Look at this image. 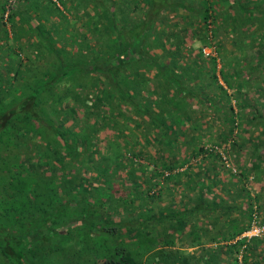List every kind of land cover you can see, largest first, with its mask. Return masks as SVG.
Masks as SVG:
<instances>
[{
	"label": "trees",
	"instance_id": "1",
	"mask_svg": "<svg viewBox=\"0 0 264 264\" xmlns=\"http://www.w3.org/2000/svg\"><path fill=\"white\" fill-rule=\"evenodd\" d=\"M216 1L223 4L222 9L219 10ZM8 4V0H0V264H14L11 253L15 242L11 241L17 234L29 233L33 240L45 241L61 230L67 232L68 226H64L79 220L85 225L89 222L88 230L97 228L95 217L103 216L99 207L109 198L114 201L113 212L123 205L131 211L129 204L138 195L132 194L129 200L121 193L112 196L108 190L114 184L111 175L125 165L122 160L134 165V156L145 157V161L137 162L145 174L142 180L130 179L134 193H141V182L147 185L142 201H148V197L153 200L157 192H163L172 183L192 185L193 177L188 171L197 167L200 173L205 166L200 164L202 161L194 164L189 153L179 154L177 142L186 138L185 122L190 121L189 125L196 128L197 123L191 119L197 109L187 104L178 108L172 102L173 93L205 103L214 88L222 120L226 122L220 141L229 144L232 139L231 144L239 147L234 150L237 159L243 149L250 155L242 165L233 162L239 169L232 171L226 167L223 151L216 143L199 145L200 149L192 154L202 153L200 160L213 170L212 175L203 178V185L220 183L219 170L226 167L228 171L229 178L221 186L232 188L234 193H229L231 200H221L224 204L221 211L227 218L235 210L239 214L231 221L227 229L232 231L224 239H234L248 227L254 203L263 212L261 195L252 191L253 180L249 176L264 172V155L260 152L264 142L259 139L248 142V136L239 135L242 112L233 107L227 91V87L236 86L237 95L243 96L242 103L250 105L245 92L248 71L237 73L240 82L230 80L226 71L235 59L222 54L207 36L216 37L227 24L231 30L228 39L239 43L240 50L248 51L257 40L259 23L264 32V0H16L15 6ZM255 9L260 10V18H254ZM171 12L173 17L177 16L176 24L167 31L155 30L158 23L171 21ZM70 25L76 31L66 36ZM111 35L115 37L112 52L108 49L110 41L107 42ZM261 39L256 50L257 63L264 69V36ZM93 40L97 41V47L89 44ZM154 41L163 47L162 54L151 52ZM74 42L83 44L76 49L71 46ZM167 42L173 48L167 47ZM203 45H213L217 54L205 56ZM196 46L198 50L194 53ZM255 54L253 50L252 55ZM200 58L207 59L205 74L199 65ZM128 67L129 71L123 70ZM147 86L150 90L143 96L142 90ZM151 94L165 104L167 111L177 114L182 123L176 125L172 115L165 116L157 110L147 98ZM227 103L225 111L222 106ZM121 117L133 122L127 130L133 132L129 140L123 122L118 121ZM262 122L264 100L250 112V131L262 127H259ZM137 130H141L148 143H154L155 153L137 141L140 134ZM125 150L132 156L126 157ZM218 162L224 169H217ZM111 167L113 171H109ZM94 178L98 184L93 182ZM195 178L202 183L201 175ZM103 184L106 186H100ZM153 185H159L157 192L152 190ZM238 197L242 198L240 202ZM122 222L125 223L123 219ZM99 227L101 232L105 228L116 229L111 223ZM125 228L126 232L132 229L126 224ZM164 237L168 245L170 238ZM251 239L245 242L239 236L226 241L227 260L236 264L237 253L242 249L244 264H260L264 257L257 259L250 255L259 246L264 251V238ZM124 241L113 252L106 246L104 255L94 258L92 255L93 262L142 264L137 252ZM29 249H33V254L39 252L35 246Z\"/></svg>",
	"mask_w": 264,
	"mask_h": 264
},
{
	"label": "rangeland",
	"instance_id": "2",
	"mask_svg": "<svg viewBox=\"0 0 264 264\" xmlns=\"http://www.w3.org/2000/svg\"><path fill=\"white\" fill-rule=\"evenodd\" d=\"M9 4L8 6H15L16 5V0H8ZM256 1V0H253ZM217 2V1H216ZM218 3V2H217ZM223 4L218 3V7L219 10L222 9ZM171 14V15H170ZM169 14V16H171V21L166 22L164 24L163 23H158L156 25L155 30H161L164 29L165 31L169 30V27H172L173 25L176 24V20H178L176 17L177 16H172V14H174L173 12H171ZM254 18H260L262 16L260 10L255 9L254 12ZM134 18V17H132ZM257 21V20H256ZM253 23V27L255 26V24L257 22ZM75 25V24H74ZM74 25H70L68 31H65V35L68 36L69 33H71V31H76ZM77 25V24H76ZM260 23L258 24V28L256 29V33H257V40L253 43H251V45L249 46L248 51H246L245 48H243V51L240 50V47H238L239 43H234V41H231V39H228V35L231 33V30L229 29V25H224L221 27V29L217 32L216 37H213L210 35L207 36L208 40H210L213 44L215 43L216 46H219V50L222 54L226 55V57H228L229 59H235L232 61L233 66L227 70L226 72L228 73L227 76H229L230 80L235 82H240L241 79L238 77L237 73H245L248 71V74H246V77L248 78V87L246 88V96L249 98V100H251V104L250 105H245L242 103L241 98H243V96H238L237 95V87L236 86H232V87H227V91L230 94V102L233 105V107L237 110H240L242 112L241 116L239 117L240 119V128H238V132L239 135L242 134L243 136L247 137L248 139H246V141H251V139H256V141L259 139L261 142H264V123L262 122L260 126V128L254 130L253 132L250 131V129L252 128L251 125L248 123V118L250 116V112H252V109L255 107L259 106V103L261 100H264V69L263 66L259 65V63H257V59H258V54H257V48L260 46V41L262 40L261 38L264 36V32L262 31V29L260 28ZM194 26V24H193ZM214 27V24H213ZM157 31V32H158ZM210 31H208L209 33ZM211 34V33H210ZM112 37H109V40L107 42L110 41V45H109V50L110 52L113 51V46L112 43H114V36L111 35ZM172 37V36H171ZM156 41L153 42V44L150 46L151 47V52L153 54L155 53H163V47L159 46L158 43L154 44ZM259 42V43H258ZM103 44V43H102ZM115 44V43H114ZM104 45V44H103ZM106 45H108L106 43ZM167 47L173 48L172 45L167 42L166 43ZM211 47V45H209ZM75 48V47H74ZM198 47L196 46L193 50L194 53L197 52ZM77 49V47H76ZM253 50L256 52L255 55H252ZM215 53V52H214ZM250 53L251 56H249L248 54ZM217 54V52H216ZM215 54V55H216ZM236 55L237 58H236ZM168 57V56H167ZM199 58V57H197ZM164 59V57H163ZM202 59V60H201ZM188 61V59H187ZM205 62V63H204ZM207 59H203L200 58L199 59V65L202 66L203 68V72L202 73H207L206 71H204V69L207 68L206 65ZM221 66V62L219 61L218 58V62H217V67L219 68ZM200 67V66H199ZM128 70L129 71V67L128 68H124L123 69ZM201 70V69H200ZM141 72H143L141 70ZM148 71H145V73L147 74ZM151 73V72H150ZM230 74V75H229ZM232 76V77H231ZM221 83H223V85H225V81L224 79L219 76ZM204 79V77H203ZM164 83V82H163ZM238 86V85H237ZM236 87V88H235ZM150 86L146 87V89L142 90V94L143 96H146L148 94V90ZM244 88V89H245ZM242 89V90H244ZM95 90L92 91V93H94ZM244 92V91H243ZM174 97L172 98V102L173 104H177L178 108H182L181 106L184 104L187 105H191L190 107L193 109H197L196 112H192V119L191 121L193 123H197L196 124V128L194 127V129L191 127V125H189L190 121L185 122V125H187L188 127V131L185 132V136L186 138L183 137L181 139H179L178 141H182V142H177L179 143L177 145V147L179 148V154H185V153H189L191 154L190 160H192V162L195 164L198 161H202L200 164L205 166V162H203L204 160H200L201 158V154L199 155H192L193 152H196V150L200 149L199 145H212L214 143H216L219 147L220 150L223 151V153L228 152L227 156V161L228 163L231 165V167H229L230 170L234 171L233 168H235V171H237L239 169V166H236L233 162H237L239 163V165L244 164L247 162V159H249L250 155L248 154L247 150L243 149L241 151L242 156L239 157V159H237V155L235 153L234 150L237 151V149H239V147H236L237 145H232L231 141L232 139H229V144L228 142L226 143L225 141H220L222 138V132L226 126V122H224V120H222V112L219 111L221 109V105L219 103V99L217 97V92L213 91L210 93V102L206 101L205 103L202 102H198L195 100H192L190 98H188L187 96L184 95H180L179 93H173ZM147 98H150L152 100V102H154V104L157 106V110L161 111V113H163L165 116L168 115H172V117L175 118L174 122L176 125H179V123H182L180 121L179 116L176 114H172L171 112L166 110V106L164 103L160 102V99L158 97H156V95H152L151 96H147ZM179 100V101H177ZM214 103H216V106H214ZM226 103V102H225ZM164 104V105H162ZM108 106V105H106ZM220 107V109H219ZM224 107L225 111H228L227 107H228V103L223 105L222 108ZM240 108V109H239ZM108 109V108H107ZM184 109V108H183ZM190 109L187 108V111H189ZM106 111V110H105ZM102 110V112H105ZM123 117L118 118L119 122H123V126L124 128V133H127L126 136V140H129V135H132L133 132L127 131L129 126L133 125V122L131 121V119H125ZM168 121V120H167ZM169 122V121H168ZM175 125V126H176ZM99 127V126H98ZM138 134L141 132V130H137ZM252 132V133H251ZM196 133V134H195ZM141 134V135H140ZM137 137V141L139 143H141L145 148H147L150 152V150L152 151V153H155L154 150V143H148L147 139L144 137V135L142 133H140ZM238 135V136H239ZM100 136H103V131H100ZM194 136V137H193ZM129 138V139H128ZM122 137H120V141H121ZM239 139V137H238ZM254 141V140H253ZM122 142V141H121ZM247 142L246 147H249V143ZM124 143V142H122ZM181 143V144H180ZM250 149V147H249ZM248 149V150H249ZM260 152L263 153L264 155V147L260 148ZM125 156L126 157H131L132 155L128 154V151L125 150ZM227 154V153H226ZM236 158V159H235ZM251 159H254V157ZM135 164L131 165L127 163V160H122L121 162H123L125 165H122L121 167H119V169L116 170V173H113V175H111V181L114 182L113 186H112V190L108 189L109 191H112V196H114V194H116V197L118 196L117 194H123L125 196H127V198H132L133 195H138V196H134L133 200L131 201L129 204V206L132 208V210H126L125 205H123L120 208H117V212H113L111 210V207L114 208V201L109 198L103 200L105 201V204L102 205L101 207H99V211L100 213L103 215L102 217L100 215H98V217H95V221L97 223H99V226L104 227L107 226V224H112L114 227H116V229L114 228L113 231L110 229H104L102 232L99 231L100 227L97 225V228L94 227V229H89V222L87 225H85L84 222L82 221H76V222H72L68 225H65L64 228L67 227L68 231H63L60 232L57 236H53L51 238H47L45 241L42 240H33V238H31L29 236V233H25L26 236H21L20 234L16 235V238L13 239L11 242H15L14 243V252L11 253V255H13L12 260L14 261V264H95L92 260V255L93 258L96 255L98 257V255L102 256L104 255V252L106 250V246L109 250V252H113L116 249H119V247L123 246V241L124 238L126 241V245H128L129 247L133 248L134 250H136L138 248V239L136 237H132L130 235V233L127 231L126 232V228H125V224L126 225H130L129 224V219L130 218H137V216H135V212H138V209H140V206H142V198H143V193L144 190L147 188V185L143 184L141 182V187L140 189L142 190L141 193L138 192H133L134 188H132L131 186V181L130 179H136L137 181L142 180V177L145 175L143 170H140L137 167V162H143L145 161V157L144 156H134V159H132ZM204 163V164H203ZM207 163V162H206ZM218 167L220 169H224L225 166H220V162L217 163ZM151 166V165H150ZM228 167V166H226ZM225 167V169H226ZM197 168V167H195ZM210 168V167H209ZM114 169H109V171H113ZM94 174V173H93ZM90 175V177L93 176ZM93 182L95 184H98L99 181L94 178ZM102 183H104L103 181H100ZM253 182V181H252ZM100 183V184H102ZM118 183V184H117ZM100 186H106V184L100 185ZM156 185H153L151 188H153ZM255 186V184L251 185V188L253 189L252 191L255 193V189L253 188ZM111 187V186H110ZM250 187V186H249ZM108 188V187H107ZM120 188V189H118ZM114 189H116V191H114ZM116 192V193H115ZM261 197H260V201L261 203H263V199H264V193H260ZM104 196H107L104 194ZM111 196V195H109ZM130 200V199H129ZM101 201V202H103ZM124 202V201H123ZM264 204V203H263ZM124 207V209H123ZM134 208V209H133ZM106 209L108 211H106ZM97 211V210H96ZM261 217L263 216V212L260 211ZM108 217V218H107ZM163 219V221L165 222V219H167L164 215L161 217ZM122 219L125 223L122 222ZM152 219H155L152 218ZM168 220V219H167ZM168 224V221H167ZM146 225V224H145ZM28 226V225H27ZM123 226V227H122ZM26 227V226H25ZM139 228L142 227L138 225ZM132 229L135 228V226H131ZM147 228H150L149 225H147ZM142 230V229H141ZM154 229L152 228L151 231V235L153 234ZM31 239V241H30ZM37 242V243H36ZM41 244L42 248L38 245ZM34 248L37 247V250L35 251L36 253L33 254V249L30 251L29 247ZM53 249V250H51ZM49 250H51L52 252L49 253ZM41 252V255H40ZM108 252V253H109ZM96 262V261H95ZM97 263V262H96Z\"/></svg>",
	"mask_w": 264,
	"mask_h": 264
},
{
	"label": "crops",
	"instance_id": "3",
	"mask_svg": "<svg viewBox=\"0 0 264 264\" xmlns=\"http://www.w3.org/2000/svg\"><path fill=\"white\" fill-rule=\"evenodd\" d=\"M74 35L76 40V33ZM88 42L91 46L94 44L97 47V41ZM82 44L83 42H74L71 46L77 47ZM204 165L205 168H201L200 173L197 168L188 171L193 177L192 185L172 183L159 193L156 190L159 185L154 186L152 190L155 189L157 197L154 196L153 200L151 197H148V201L144 200L138 212L134 214L137 218L129 219L130 226L135 228L128 232L138 239V248L133 251L137 252L142 264H233L232 259L226 258L225 244L226 241H234L240 234L234 239H224V236L232 231L231 228H227L239 212L235 210L230 218H227L225 212L221 211L224 209L221 200L229 198V193L231 191L234 193V190L221 186V182L229 178L226 169L219 170L220 183L203 185L205 181L203 178L212 175L213 171ZM195 175H201L202 183H198ZM249 178L253 180L252 185L255 184L253 187L255 191L259 194L264 193V172L256 173L255 177L250 175ZM211 199L214 201L211 202ZM241 199L238 197L237 201L240 202ZM262 211L264 218V204ZM163 215L168 216V224L163 223L161 218ZM154 217L155 219H152ZM141 224L142 227L139 228L138 225ZM147 225L150 228H147ZM152 228L154 231L151 235ZM164 235L170 238L168 245L165 244ZM250 256L259 259L264 257V251L259 246L258 251L251 253ZM237 259L236 264H244L242 257ZM260 264H264V259L260 260Z\"/></svg>",
	"mask_w": 264,
	"mask_h": 264
},
{
	"label": "built area",
	"instance_id": "4",
	"mask_svg": "<svg viewBox=\"0 0 264 264\" xmlns=\"http://www.w3.org/2000/svg\"><path fill=\"white\" fill-rule=\"evenodd\" d=\"M201 50L205 56H214L216 54L215 48L213 45H203ZM215 52V53H214ZM223 154L224 162L226 166L231 167L227 161V156ZM235 171V168H233ZM252 177V176H251ZM253 209L250 215V222L248 227L241 232L240 237L245 239V242L249 241L252 237H264V219L261 217L259 210L256 207V204H253ZM242 257V249L238 252V258Z\"/></svg>",
	"mask_w": 264,
	"mask_h": 264
}]
</instances>
